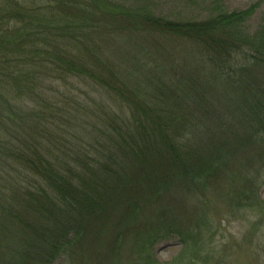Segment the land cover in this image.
I'll use <instances>...</instances> for the list:
<instances>
[{"label":"trees","instance_id":"obj_1","mask_svg":"<svg viewBox=\"0 0 264 264\" xmlns=\"http://www.w3.org/2000/svg\"><path fill=\"white\" fill-rule=\"evenodd\" d=\"M210 6L209 20L180 22L109 0H0V264H122L125 252L159 264L153 246L173 236L182 250L167 264H209L211 194L262 217L264 12L250 34L257 6ZM42 78L51 90L89 79L119 114L61 109L45 127L53 116L23 104L53 107ZM70 126L88 138L65 137ZM191 196L204 206L189 214Z\"/></svg>","mask_w":264,"mask_h":264},{"label":"rangeland","instance_id":"obj_2","mask_svg":"<svg viewBox=\"0 0 264 264\" xmlns=\"http://www.w3.org/2000/svg\"><path fill=\"white\" fill-rule=\"evenodd\" d=\"M28 3V0H21ZM263 0H222V4L228 12H246L251 7H256L253 11L252 16L245 24L244 30L247 33L253 34L259 28L264 12ZM112 4H119L121 6H127L128 8L142 9L144 6L149 7L153 11L160 15H164L168 19H173L180 22H204L209 20L211 17L212 8L210 6V0H109ZM179 19V20H177ZM105 29V28H102ZM102 29L97 34H104ZM101 32V33H100ZM138 37V41L139 38ZM140 45L136 47L144 49V61L149 63V66H153L156 60L161 59L158 53V47L153 41L148 39L140 38ZM175 43V42H174ZM169 45V43H166ZM177 44V43H175ZM193 43L189 42L186 45V49L193 51L189 48L193 47ZM172 48V46H171ZM195 48V47H194ZM141 49V50H142ZM193 54V53H192ZM136 57H139L140 51L135 49ZM194 55H196L194 53ZM157 57V58H156ZM196 57H193L194 60ZM66 83H57L53 86V89L49 87L51 85L50 80L47 84L41 80L43 84L42 92L44 96L49 98V103L53 104V107L49 106H33L37 102L29 101L23 103L28 109L36 107V109L44 110L43 116L45 119L48 116H53L49 121L41 120L45 123V127L48 126L52 130H57L60 127L57 123L60 122V118L57 116L60 110H68L69 114L81 113L84 114L87 106L94 107L97 112H102L103 107L109 108L114 112L118 113L119 103H112L114 98L104 89L99 88L93 81L86 78H72ZM59 89V91H56ZM105 92V93H104ZM58 103V104H57ZM116 105V109H115ZM59 107L60 109L56 112L54 108ZM125 108L123 107V111ZM119 114V113H118ZM87 116V115H85ZM58 117V118H57ZM91 122L92 117L88 116ZM98 119L95 118V121ZM65 137L72 139L71 135L88 138L87 134H84L82 130L68 128L67 130L60 131ZM264 175V174H263ZM225 185H221V190L226 189ZM173 196V195H172ZM165 198V197H164ZM179 196L173 198L174 203L178 200ZM259 198L264 201V184L259 191ZM186 203L189 208V214L196 209L203 208L199 202L198 197L191 196L186 197ZM143 204V203H141ZM209 215L213 223L207 232L203 228L204 234H206V244L212 249V253L209 258H205V262L209 264H264V209L262 217L258 213L252 212H241L234 213L224 204V199L217 198L211 194L208 197ZM234 209V208H233ZM218 216L216 218V213ZM120 212L112 213L111 222L117 221ZM234 215V216H232ZM181 242L178 237H171L166 240L157 242L153 246L152 257L156 263L167 264L175 260L182 250ZM122 264H136L135 261H130L129 253L125 252L122 259ZM210 260V262H209ZM53 264H77L73 259H68L66 256H62L60 259Z\"/></svg>","mask_w":264,"mask_h":264}]
</instances>
